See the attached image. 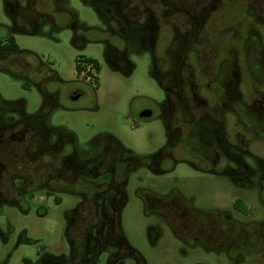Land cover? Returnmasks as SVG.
<instances>
[{
  "label": "rangeland",
  "instance_id": "1",
  "mask_svg": "<svg viewBox=\"0 0 264 264\" xmlns=\"http://www.w3.org/2000/svg\"><path fill=\"white\" fill-rule=\"evenodd\" d=\"M185 1L188 4L193 0ZM218 1L209 19L213 27L211 36L215 38L208 50L210 59L222 52V45L216 41L222 35L218 27L223 21L228 41L241 42L248 32L254 31L264 44V27L253 25L250 16L251 12L264 15V0ZM44 3L46 8L41 10L21 11L15 21L5 7V0H0V38L11 36L19 50L32 52L41 63L54 70L56 78L50 72L45 77L46 88L59 93V106L47 117L50 127L72 133L84 154L99 153L108 138L113 137L124 150L143 159L142 164L127 174L126 203L119 215L120 231L128 245L146 264H235L231 257L237 255L247 258L242 264L256 259L255 255L264 264V230L255 224L237 227L233 238L237 248L228 255L215 245L222 235L216 233L212 240L202 215L189 212L178 217L173 213L179 199L184 198L200 213L227 212L242 223L262 221L264 181L261 187L262 171L256 159L264 161V140L244 142L254 157L238 154L254 172L252 188L241 187L227 176L204 172L206 164L191 162L192 158L182 146L172 151L167 147L165 125L159 117L165 92L154 78L152 52L143 49L136 40L111 35L106 31L103 17L85 0H62L55 4L54 0H47ZM180 3L184 4L183 0ZM138 8L140 0H135L136 16ZM75 35L81 37L77 42ZM109 45L125 52L130 66L128 75L109 65ZM163 48V44H158L156 54L164 52ZM251 48L254 61L243 62V67L258 72V58L262 56L254 40ZM240 50L237 49L238 54ZM255 53L259 57H255ZM89 60L96 61L99 69L87 72L85 65ZM36 63L34 58L23 59L16 55L0 58V98L24 101L25 115L37 113L42 104L31 78L37 74ZM244 69L241 68V74ZM17 71L31 76L28 87L24 85L25 80L14 76ZM76 90H81L82 94L71 99ZM146 110L152 111L153 117L139 120L138 116ZM159 154H162L160 161ZM148 158L157 161L155 167L148 166ZM223 166L222 163L219 167ZM55 196L60 197L59 203L54 201ZM236 201L244 208L236 207ZM80 202L79 196L63 193L47 196L43 191H37L31 200L15 204L1 202L0 264H62L51 257L69 258L71 246L65 233L66 215ZM155 211L165 214L167 219L152 213ZM77 227L80 228L75 229L71 237L79 249L83 223ZM112 251L111 248L103 250L97 264H109ZM122 264H135V261L126 257Z\"/></svg>",
  "mask_w": 264,
  "mask_h": 264
},
{
  "label": "flooded vegetation",
  "instance_id": "2",
  "mask_svg": "<svg viewBox=\"0 0 264 264\" xmlns=\"http://www.w3.org/2000/svg\"><path fill=\"white\" fill-rule=\"evenodd\" d=\"M46 1L5 0V7L16 21L21 11L46 8ZM60 1L54 0V4ZM85 1L100 12L106 22V31L111 35L136 40L143 49L152 52L154 78L165 92L159 117L165 125L167 147L172 151L182 146L192 158L191 162L206 164L204 172L227 176L241 187L252 188L254 172L238 154L254 157L244 142L264 140V44L260 35L251 31L241 42L228 41L223 21L218 27L222 35L216 41L222 45V52L210 59L208 50L215 38L211 36L213 27L209 19L218 0H193L188 4L185 0L184 4L180 0H140L137 16L135 0ZM250 16L253 25L264 27V15L251 12ZM72 18L74 22L73 15ZM73 27L78 28L74 24ZM80 39L75 35L76 42ZM253 40L262 56L254 55L259 57L258 72L243 67V62L254 61L253 54L251 57ZM158 44L164 45L161 54H156ZM237 49H243V54L241 50L238 54ZM36 61V79L18 71L14 76L25 80V87L29 86L30 77L34 79V86L42 98L38 112L25 115L24 101L0 98V203L31 200L37 191L47 196L62 193L79 196V205L66 215L65 233L70 246L75 243L71 233L83 223L81 236L87 248L91 251L98 247L111 248L110 256L115 264L121 252L111 221L120 215L122 208L117 211L118 205L126 203L128 172L142 164L143 159L124 150L113 137L108 138L99 153L84 154L72 133L50 127L47 117L59 106V93L46 88L45 77L50 68L39 59ZM107 61L114 70L130 73L124 51L109 45ZM241 68L244 74L240 73ZM81 94V90H76L70 98L77 99ZM143 113L149 116L139 115L141 121L153 117L152 111ZM161 155H158L159 161ZM256 160L262 171L261 186L264 161ZM147 161L150 168L157 164L152 158ZM222 163L224 166L219 167ZM56 200L60 202V197L55 196ZM179 202L174 215L181 217L189 212L202 215L211 239L216 233L222 235L215 245L228 255L237 248L233 244L237 227L255 224L264 230V219L242 223L227 212L200 213L192 207L191 201L180 198ZM152 213L167 219L165 214ZM256 256V259H248V264H261ZM231 258L235 264L247 259L240 255Z\"/></svg>",
  "mask_w": 264,
  "mask_h": 264
},
{
  "label": "trees",
  "instance_id": "3",
  "mask_svg": "<svg viewBox=\"0 0 264 264\" xmlns=\"http://www.w3.org/2000/svg\"><path fill=\"white\" fill-rule=\"evenodd\" d=\"M10 55L22 56L23 59H27V58L39 59L32 52L19 50L14 39L11 36H8L5 39L0 38V57L4 59ZM89 63H91L96 70L99 69V66L96 61L89 60ZM49 72L52 74V77L56 78V74L54 70L49 69ZM56 202L59 203L58 200H56ZM122 206L123 204L118 205L117 211H119V209H121ZM236 206L240 208L242 206V209L244 208L243 205H239L238 202H236ZM119 221H120L119 216H117L115 220L111 221L112 229L118 240V245L120 249L119 251L121 252L120 258L115 261V264H122V260L126 257L132 258L135 261V264H146L144 259L141 257V255L128 245L125 237L120 231ZM103 250H105V247H98L94 251L89 250L87 248V243L85 241V238L83 237L82 245L79 249L76 248L74 244L71 245V252L69 258L60 256L58 258L51 257V259L58 262L61 261L62 264H97L96 261L98 255ZM108 263L109 264L114 263L112 256L109 257Z\"/></svg>",
  "mask_w": 264,
  "mask_h": 264
},
{
  "label": "built area",
  "instance_id": "4",
  "mask_svg": "<svg viewBox=\"0 0 264 264\" xmlns=\"http://www.w3.org/2000/svg\"><path fill=\"white\" fill-rule=\"evenodd\" d=\"M85 66L87 67V72H92V70H95L94 66L89 62Z\"/></svg>",
  "mask_w": 264,
  "mask_h": 264
},
{
  "label": "water",
  "instance_id": "5",
  "mask_svg": "<svg viewBox=\"0 0 264 264\" xmlns=\"http://www.w3.org/2000/svg\"><path fill=\"white\" fill-rule=\"evenodd\" d=\"M140 116L146 117V116H149V114L148 113H142V114H140Z\"/></svg>",
  "mask_w": 264,
  "mask_h": 264
}]
</instances>
